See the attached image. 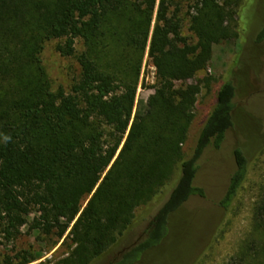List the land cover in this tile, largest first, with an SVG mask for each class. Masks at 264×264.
Listing matches in <instances>:
<instances>
[{
	"label": "trees",
	"instance_id": "1",
	"mask_svg": "<svg viewBox=\"0 0 264 264\" xmlns=\"http://www.w3.org/2000/svg\"><path fill=\"white\" fill-rule=\"evenodd\" d=\"M241 3L195 0L190 29L198 41L191 44L169 0H0V244L19 238L27 223L29 231L59 239L69 230L74 246L61 264H104L146 205L151 216L142 237L127 247L124 241L106 264H136L160 248L174 215L206 194L198 184L205 152L220 149L232 129L254 134L245 130L252 117L238 111L235 78L226 79L185 156L200 87L177 82L194 78L208 66L213 45L237 35ZM126 13L115 25L113 18ZM51 40L62 56L78 59L70 91L54 89L43 64ZM256 42L264 43V26ZM147 49L158 84L145 112L133 117ZM258 149L234 147L220 209L233 205ZM253 220L254 239L235 264H264V190ZM37 258L19 250L0 264Z\"/></svg>",
	"mask_w": 264,
	"mask_h": 264
},
{
	"label": "rangeland",
	"instance_id": "2",
	"mask_svg": "<svg viewBox=\"0 0 264 264\" xmlns=\"http://www.w3.org/2000/svg\"><path fill=\"white\" fill-rule=\"evenodd\" d=\"M194 1L169 0L170 11L176 12L181 20V33L188 37L191 44L198 41L195 32L190 29L193 12L190 6ZM128 15L115 16L113 22L118 25ZM236 17L233 24L237 35L214 44L208 66L194 78L177 82L178 86L196 84L200 87L194 108L195 117L184 145L185 156L191 154L203 123L213 109L216 93L226 79L235 78L238 111L252 117L254 126L245 130H253L254 134L232 129L220 149L210 148L205 152L198 179V184L205 189V196L192 197L174 215L161 247L144 255L136 264H235L242 248L254 239V207L264 190V43L256 42L264 26V0H242ZM154 24L155 20L152 30ZM57 43V40L46 43L41 54L43 64L52 87L57 89L62 86L70 91L73 82L79 78L80 65L76 56H62L56 48ZM84 49V42L79 40L78 52ZM148 50L143 59L133 117L145 112L148 98L158 84L157 69ZM238 143L248 146L256 143L259 149L252 157L247 178L238 196L231 208L225 211L217 203L234 169L233 150ZM33 216L32 213L28 220L31 221ZM149 216L151 213L146 205L135 210L134 225L124 238V247L142 237ZM29 228L30 224L27 223L19 238L0 244V260L6 254L14 256L19 250H28L38 257L29 264H61L62 258L73 249L74 244L67 237L69 230L59 239L55 234L38 229L29 231ZM120 245L106 253L104 264L123 248Z\"/></svg>",
	"mask_w": 264,
	"mask_h": 264
}]
</instances>
